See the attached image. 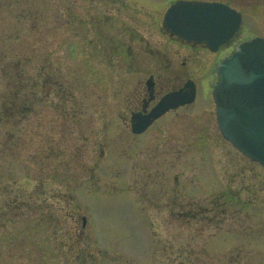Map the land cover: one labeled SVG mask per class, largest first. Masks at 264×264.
I'll return each mask as SVG.
<instances>
[{
	"label": "rangeland",
	"instance_id": "374dc122",
	"mask_svg": "<svg viewBox=\"0 0 264 264\" xmlns=\"http://www.w3.org/2000/svg\"><path fill=\"white\" fill-rule=\"evenodd\" d=\"M173 1L0 0V264H264V166L222 135ZM197 1L264 37V0ZM127 73L201 90L133 134Z\"/></svg>",
	"mask_w": 264,
	"mask_h": 264
},
{
	"label": "water",
	"instance_id": "95a60500",
	"mask_svg": "<svg viewBox=\"0 0 264 264\" xmlns=\"http://www.w3.org/2000/svg\"><path fill=\"white\" fill-rule=\"evenodd\" d=\"M241 24V13L220 3L179 1L165 17V25L173 34L206 43L213 51L228 42ZM219 76L213 96L222 134L264 165V38L238 45L219 66ZM193 100L194 94L185 89L168 94L149 114H133L132 132L143 133L170 109Z\"/></svg>",
	"mask_w": 264,
	"mask_h": 264
},
{
	"label": "flooded vegetation",
	"instance_id": "af4514ba",
	"mask_svg": "<svg viewBox=\"0 0 264 264\" xmlns=\"http://www.w3.org/2000/svg\"><path fill=\"white\" fill-rule=\"evenodd\" d=\"M170 34V33H169ZM172 39L179 41L185 46L202 48L208 50L211 55L216 56L213 60L210 68L206 70V73H210L214 75L216 72L217 65L219 62L226 56L223 53L227 50H230L229 54L233 51V43H229L228 45L222 47L218 52H211L208 47L204 44L196 45L194 43H188L183 40L178 39L176 36L170 34ZM233 45V46H232ZM218 56V57H217ZM133 77L129 76V73L122 76L124 80H126L125 86L128 91L126 93V108L130 113V118L128 122L131 123L132 113L143 112L144 114L149 113L154 106L167 94L172 93L176 90L182 89L188 83V81H194L193 79L186 80L181 86H178L177 78L172 77V75H163V74H150L149 77H145L141 74L134 73ZM135 76V78H134ZM129 79H133L134 82L130 83ZM196 83V82H195ZM200 87L196 83V98L199 94ZM171 112V111H170ZM127 120V119H126ZM126 123V122H125Z\"/></svg>",
	"mask_w": 264,
	"mask_h": 264
},
{
	"label": "trees",
	"instance_id": "16d2710c",
	"mask_svg": "<svg viewBox=\"0 0 264 264\" xmlns=\"http://www.w3.org/2000/svg\"><path fill=\"white\" fill-rule=\"evenodd\" d=\"M17 91L19 90V91H24L25 90V88H19V89H16ZM19 94H22V93H19ZM14 99V104H15V106L16 107H18V106H27V108H28V105H27V102H28V104H29V101L28 100H26V99H22L20 102H18V100H16L15 98H13Z\"/></svg>",
	"mask_w": 264,
	"mask_h": 264
},
{
	"label": "snow or ice",
	"instance_id": "6c2138e0",
	"mask_svg": "<svg viewBox=\"0 0 264 264\" xmlns=\"http://www.w3.org/2000/svg\"><path fill=\"white\" fill-rule=\"evenodd\" d=\"M175 22V21H174Z\"/></svg>",
	"mask_w": 264,
	"mask_h": 264
}]
</instances>
